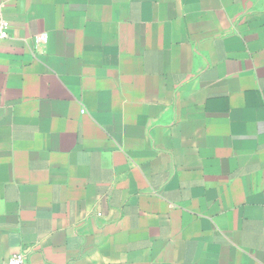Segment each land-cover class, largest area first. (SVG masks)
<instances>
[{
    "label": "crops",
    "instance_id": "0c3cea01",
    "mask_svg": "<svg viewBox=\"0 0 264 264\" xmlns=\"http://www.w3.org/2000/svg\"><path fill=\"white\" fill-rule=\"evenodd\" d=\"M0 8V262L264 264V0Z\"/></svg>",
    "mask_w": 264,
    "mask_h": 264
},
{
    "label": "built area",
    "instance_id": "2783aa9c",
    "mask_svg": "<svg viewBox=\"0 0 264 264\" xmlns=\"http://www.w3.org/2000/svg\"><path fill=\"white\" fill-rule=\"evenodd\" d=\"M9 23L4 18L2 10L0 8V39L8 37ZM37 41L45 42L47 39L46 33H41L37 36ZM0 264H26V255L22 252L13 253L5 261Z\"/></svg>",
    "mask_w": 264,
    "mask_h": 264
}]
</instances>
